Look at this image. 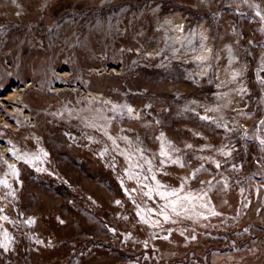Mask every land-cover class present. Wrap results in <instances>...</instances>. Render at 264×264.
<instances>
[{
    "label": "rangeland",
    "instance_id": "374dc122",
    "mask_svg": "<svg viewBox=\"0 0 264 264\" xmlns=\"http://www.w3.org/2000/svg\"><path fill=\"white\" fill-rule=\"evenodd\" d=\"M262 141L264 0H0V264H264Z\"/></svg>",
    "mask_w": 264,
    "mask_h": 264
},
{
    "label": "snow or ice",
    "instance_id": "6c2138e0",
    "mask_svg": "<svg viewBox=\"0 0 264 264\" xmlns=\"http://www.w3.org/2000/svg\"><path fill=\"white\" fill-rule=\"evenodd\" d=\"M233 78H235V76H234ZM202 119H207V117H202ZM262 143H264V141H262ZM161 155H162V156H167V153L163 150V147H162V150H161ZM175 162H176V161H173V163H175ZM172 194L175 195V192H173ZM165 219L167 220L168 217L165 216Z\"/></svg>",
    "mask_w": 264,
    "mask_h": 264
}]
</instances>
